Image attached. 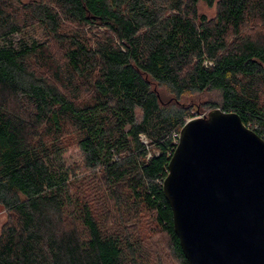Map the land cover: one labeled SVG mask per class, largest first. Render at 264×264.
Returning <instances> with one entry per match:
<instances>
[{
	"label": "trees",
	"instance_id": "1",
	"mask_svg": "<svg viewBox=\"0 0 264 264\" xmlns=\"http://www.w3.org/2000/svg\"><path fill=\"white\" fill-rule=\"evenodd\" d=\"M0 44V264H147L141 216L189 264L163 193L180 101L216 93L264 139V0H0Z\"/></svg>",
	"mask_w": 264,
	"mask_h": 264
},
{
	"label": "water",
	"instance_id": "2",
	"mask_svg": "<svg viewBox=\"0 0 264 264\" xmlns=\"http://www.w3.org/2000/svg\"><path fill=\"white\" fill-rule=\"evenodd\" d=\"M163 193L189 264H264V139L220 109L188 120Z\"/></svg>",
	"mask_w": 264,
	"mask_h": 264
},
{
	"label": "rangeland",
	"instance_id": "3",
	"mask_svg": "<svg viewBox=\"0 0 264 264\" xmlns=\"http://www.w3.org/2000/svg\"><path fill=\"white\" fill-rule=\"evenodd\" d=\"M23 4H27L33 1L39 0H20ZM198 10L201 14L205 15L207 18H214L216 15V7H209L203 2H200L198 5ZM27 42L20 35L12 36L7 43H12L14 47L19 48L22 43ZM2 45V44H0ZM155 89L158 91L159 95H161L162 100L167 102L172 99V96L162 87H158L154 85ZM213 100H217L216 93H205L202 95H186L181 99V104L191 108L192 110V118L196 117H205L211 112L208 107V102ZM64 161L66 167H74L76 173L79 175L78 179L74 181L75 192H81L82 189L84 192L89 191L87 186H91L93 183H97L95 180L91 179L87 175V171H85L84 165L82 163V155L79 149L76 147L74 143H71L68 151L64 155ZM89 174V173H88ZM95 181V182H94ZM78 187V188H77ZM77 188V189H76ZM92 193V192H91ZM92 195V194H91ZM90 194L88 196H91ZM7 220V212L0 205V232L3 224ZM152 222L150 221L148 216L140 217L136 222L129 223V227L132 229H138L139 233L143 235L144 246L146 251L149 253V259L147 264H177L171 260V254L168 248V243L164 236L154 232L152 229Z\"/></svg>",
	"mask_w": 264,
	"mask_h": 264
},
{
	"label": "built area",
	"instance_id": "4",
	"mask_svg": "<svg viewBox=\"0 0 264 264\" xmlns=\"http://www.w3.org/2000/svg\"><path fill=\"white\" fill-rule=\"evenodd\" d=\"M179 135H180V134H175V138L177 139V142H178V140H179Z\"/></svg>",
	"mask_w": 264,
	"mask_h": 264
}]
</instances>
